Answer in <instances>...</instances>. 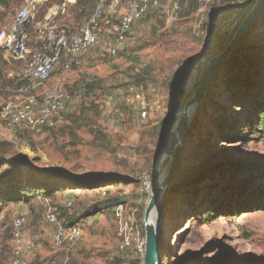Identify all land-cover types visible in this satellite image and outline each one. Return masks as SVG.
Returning a JSON list of instances; mask_svg holds the SVG:
<instances>
[{"label":"rangeland","instance_id":"1","mask_svg":"<svg viewBox=\"0 0 264 264\" xmlns=\"http://www.w3.org/2000/svg\"><path fill=\"white\" fill-rule=\"evenodd\" d=\"M63 1L48 0L40 7L31 23L32 35L48 10ZM88 1L92 6L82 12ZM97 1L76 0L66 12H59L53 23L80 25L94 13ZM22 2L0 8L6 13L0 18V28L11 22ZM253 2L210 3L223 11L225 18L235 12L237 19H242ZM197 8L196 0H183L180 18L175 22L161 15L139 20L116 54H110L104 42L86 51L79 67L55 73L48 84L59 82L69 90L82 88L84 99L66 113L62 122L41 132L16 129L2 114L15 86L8 73L17 64L0 57V186L22 171L24 178L27 173L28 184L36 187L18 202L0 201V264H10L15 207L25 213L26 235L36 242L26 254L28 264H144L131 250L117 251L114 208L123 204L125 209H136L139 232L146 237L143 217L159 177L155 164L185 101L183 86L189 69L226 42L217 26L220 21L207 30L209 35L215 33L214 41L204 39L205 32L196 22ZM261 18L250 38L245 43L243 40L231 56L226 70L219 72L208 100L185 133L184 143L191 130L175 172L172 187L176 188L170 190L160 211L166 247L162 264H264V211L228 215L222 210L212 211L210 206V200L217 204L230 197L238 176L264 165V140L258 133L247 131L246 141L236 143L219 142L213 135L217 121L226 123L223 128L227 130L233 119L244 122L248 116L249 109L241 110L238 102H233L237 106L223 102L227 93L230 96L227 83L234 78V70L254 74L260 97L264 94V16ZM130 82L144 88L157 86L159 108L152 119L140 121L136 111L126 107L115 123L108 124L102 108L103 94L124 89ZM235 83L243 85L247 81L237 73ZM33 170L37 175H31ZM147 174L151 179L149 190L142 187ZM87 180L91 181L82 182ZM43 197H49L50 205L67 226L79 229L77 243L58 244L53 240ZM69 199H73L71 209L66 208ZM98 205L103 208L89 212Z\"/></svg>","mask_w":264,"mask_h":264},{"label":"built area","instance_id":"2","mask_svg":"<svg viewBox=\"0 0 264 264\" xmlns=\"http://www.w3.org/2000/svg\"><path fill=\"white\" fill-rule=\"evenodd\" d=\"M47 1L23 0L11 22L0 28V51L6 61L17 64L8 73L15 86L2 114L14 128L34 133L55 127L76 103L84 99L82 88L69 90L59 82L48 84L55 73L79 67L85 52L104 42L109 53L116 54L132 34L135 24L150 11L170 22L177 21L183 0H98L91 17L74 27L53 23L59 12H66L69 4L76 1L64 0L48 10L44 21L37 24L32 35L31 23ZM196 1V22L201 24L199 29L203 28L204 39L208 40L207 30L220 19L221 13L210 3L211 0ZM32 43L34 46H31ZM157 91L155 85L144 88L130 82L124 89L104 93L102 108L107 123H115L126 107L134 109L140 121L152 119L159 108ZM142 187L146 190L151 187L148 174L142 178ZM42 202L46 207L45 219L52 227L53 240L58 244L77 243L79 229L66 226L48 198ZM72 205L73 199H69L66 208L71 209ZM136 212V209H125L123 204L114 208L118 229L117 251L124 253L131 250L143 260L146 237L139 232ZM26 225L25 213L15 207L12 210L10 264H28L26 254L36 247L35 240L26 235Z\"/></svg>","mask_w":264,"mask_h":264},{"label":"water","instance_id":"3","mask_svg":"<svg viewBox=\"0 0 264 264\" xmlns=\"http://www.w3.org/2000/svg\"><path fill=\"white\" fill-rule=\"evenodd\" d=\"M220 13V19L213 23V25H216L220 21V24L217 26L221 27L222 36L226 38V42L220 50L214 52L208 58L196 61L190 67L183 86L187 94L185 101L177 112L176 121L163 145L161 165L167 171L163 180L152 191L143 217V226L146 234L144 264H162V255L166 251V247L162 246L161 242L160 211L162 203L175 181V172L179 164L185 133L193 121L196 112L205 101L206 95L214 84L221 66L235 54L238 46L242 43L251 27L262 17L264 13V0H254L252 6L242 19H237L235 12L229 19L224 17L223 11L220 10ZM214 34L210 33V40L214 39ZM156 208H158V217L156 222H153L150 220V217Z\"/></svg>","mask_w":264,"mask_h":264},{"label":"trees","instance_id":"4","mask_svg":"<svg viewBox=\"0 0 264 264\" xmlns=\"http://www.w3.org/2000/svg\"><path fill=\"white\" fill-rule=\"evenodd\" d=\"M18 1L19 0H0V8L4 7L5 9H8L11 7L12 3H16ZM91 6H92L91 1H88L85 5H83L82 12H84L86 8ZM5 14L6 13L0 11V18L2 16H5ZM155 15L158 16V13H156L155 11H150L142 19L148 16H155ZM263 16L264 15H262V18ZM67 26L74 27L75 25H67ZM254 26L255 24L251 27L248 34L244 37L243 43H245L248 40V38H250V32ZM0 57H2L1 51H0ZM231 59L232 58L230 57L229 60L223 66H221L219 72H221V70L224 68L226 70ZM219 72L217 76L219 75ZM233 72H234L233 74L234 78H230L227 83L228 86L231 87L229 88V90H231L230 96L227 93L226 97H224L223 102L225 104H229V103L232 104L233 102H238V107L241 110L243 108L246 110L249 109L248 116L245 117L244 122L240 121L239 119L236 120L233 119L231 125L227 127V130L223 128L226 123L217 121L215 123V127L217 126V130L215 131V133H213V135L219 140V142L236 143V142H240L241 140L246 141L247 131H251V133L253 134L258 133L261 136V138L264 140V94L262 97H260L261 91L258 90V86H257L258 79L257 77H254L255 75L250 73L249 71L245 73L244 69L242 70L237 69L234 70ZM237 73L240 74L243 81H247L246 84L237 85L235 83V75ZM214 85L215 84H213L212 86L214 87ZM213 87H211L210 90H212ZM210 90L206 95L205 101H207L209 98L208 96ZM233 104L235 105L236 103ZM190 135H191V130H189L187 133V137L184 143L185 145H186V141H188L187 138H189ZM206 142L207 141H205L204 143L207 144ZM19 172L21 173V175L16 174L17 176L14 175L10 177L4 183V186H0V193L3 194L0 197V201L2 200L4 202H11V201L18 202L22 199V197H28V194L36 191V187H33L30 184H28L29 181H28L27 173L25 176L26 178H24V176L22 175V171ZM247 172L244 173L243 175L238 176L236 186L230 192L231 195L227 200H224L223 202H218L217 204L213 200H210V202L212 201L210 204V206L213 207L212 211L222 210L228 213V215H237L239 213L264 211V165L258 167L257 169L249 170ZM31 175H37V173L33 170V172H31ZM51 180L52 179H50V181ZM90 181L91 180L82 181V182L84 184H88ZM172 188L174 189L176 187L173 186ZM169 193L170 191L165 197L162 206L167 201ZM43 198H49V197H43ZM102 208L103 207H100L98 205L93 207V209H90L89 212H93L94 210L99 211ZM161 242H162V246L165 247L164 242L162 241V236H161Z\"/></svg>","mask_w":264,"mask_h":264},{"label":"bare ground","instance_id":"5","mask_svg":"<svg viewBox=\"0 0 264 264\" xmlns=\"http://www.w3.org/2000/svg\"><path fill=\"white\" fill-rule=\"evenodd\" d=\"M163 158V155L157 160L156 164H155V168H154V171L157 175V173L159 172V177H158V180L155 184V186L153 187V190L159 185V183L163 180V178L165 177V174H166V169L162 167L161 165V160ZM157 217H158V208L154 209V211L152 212L151 214V217H150V220L153 221V222H156L157 220Z\"/></svg>","mask_w":264,"mask_h":264}]
</instances>
